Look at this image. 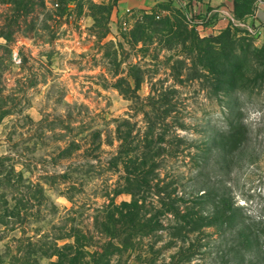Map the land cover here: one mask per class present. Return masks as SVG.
I'll use <instances>...</instances> for the list:
<instances>
[{
	"label": "rangeland",
	"instance_id": "obj_1",
	"mask_svg": "<svg viewBox=\"0 0 264 264\" xmlns=\"http://www.w3.org/2000/svg\"><path fill=\"white\" fill-rule=\"evenodd\" d=\"M233 1L0 0V264H264V41L232 25L229 86L139 26L217 36ZM135 202L154 226L104 232Z\"/></svg>",
	"mask_w": 264,
	"mask_h": 264
},
{
	"label": "trees",
	"instance_id": "obj_2",
	"mask_svg": "<svg viewBox=\"0 0 264 264\" xmlns=\"http://www.w3.org/2000/svg\"><path fill=\"white\" fill-rule=\"evenodd\" d=\"M56 4V3H55ZM58 5V4H56ZM101 9H105L106 6H99ZM253 9L249 7V4L246 0H243V3H239L238 0L233 1V13L236 20L242 22L246 16L253 15ZM108 13V12H107ZM174 16H167L164 19H161L157 14H147L145 13L144 18L141 22L145 21L149 23V26H145L143 23L140 24V30H145L147 32L153 33L155 35H163L168 38L170 44L167 46L170 47L171 43L174 41L177 42L179 45L186 47L188 50H192L196 53L197 62L199 65H202V69L210 71L213 75V70L220 68V74L218 75V79H222L223 82L227 83V85L231 86L232 84L237 83L240 73L243 72L244 68L249 64L246 62L248 60L247 51L244 52V56L242 60L235 58L232 60V50L234 51V35H232V24L228 26L225 30H223L217 36H210V37H203L201 38L196 31L195 27L189 23L185 13L179 10L174 11ZM158 20V21H155ZM144 25V26H143ZM140 41V40H137ZM188 45L190 47H188ZM255 54L260 53L261 50L253 48ZM232 60V61H231ZM259 61V62H258ZM258 65L264 68V63L261 62V59H257ZM242 76V75H241ZM135 83V87L138 88L142 83V78L140 79L137 76H129ZM147 162H142L138 165L136 171H140L142 173L146 168ZM151 186H148L150 188ZM158 200L161 199L159 193L157 192ZM160 204V202H159ZM162 204V209L166 212L172 209L168 207L164 202ZM134 209H130L131 206L124 205L121 210L118 212L119 219L116 220L113 218V215L109 216L106 215L104 220H106L109 225L113 221L114 228L112 230L106 228L104 232L109 234V232L116 233L117 230L115 226L120 225V227H125L126 225H142V222H145L148 226H154L151 223V220H142L140 219L139 215V207L138 204L135 202L133 204ZM167 207L166 209L163 208ZM178 207V206H177ZM179 209V207H178ZM187 214V219H182L183 223L184 220L189 222H197L201 221L203 218V214L200 211H192L190 212L189 208H184ZM128 210V211H127ZM130 210V211H129ZM174 210V208L172 209ZM166 212V213H167ZM173 213V211H172ZM190 216V218H189ZM203 221V220H202ZM131 225V226H132ZM196 225V224H195ZM200 228V226H198ZM197 228V229H198ZM112 234L110 237L115 239L116 236ZM77 243H79L78 238H75ZM83 248L86 245H82Z\"/></svg>",
	"mask_w": 264,
	"mask_h": 264
},
{
	"label": "crops",
	"instance_id": "obj_3",
	"mask_svg": "<svg viewBox=\"0 0 264 264\" xmlns=\"http://www.w3.org/2000/svg\"><path fill=\"white\" fill-rule=\"evenodd\" d=\"M131 1V0H130ZM180 6H184L185 4H181L182 2L179 1ZM199 3V2H198ZM190 3H189V7H190ZM216 13H222V11L220 10H213ZM221 17V16H220ZM226 17L227 18H223V20H220L219 23H223L226 22V25H230V24H234V23H238V24H242L244 25V27H246V29L251 32L252 34L255 35V37L257 38L258 42H262L264 41V5L259 6V8L257 9L256 13L254 15H250V16H246L244 18V20L242 22L238 21L235 19L234 17V13H233V2H232V6L229 9V12L226 13ZM227 25V26H228Z\"/></svg>",
	"mask_w": 264,
	"mask_h": 264
}]
</instances>
